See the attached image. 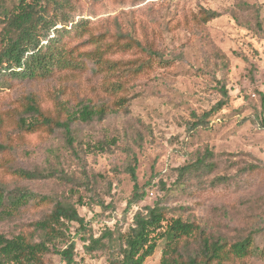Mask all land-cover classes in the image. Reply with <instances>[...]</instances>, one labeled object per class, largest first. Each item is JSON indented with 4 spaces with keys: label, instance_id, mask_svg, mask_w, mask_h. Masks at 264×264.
Instances as JSON below:
<instances>
[{
    "label": "rangeland",
    "instance_id": "1",
    "mask_svg": "<svg viewBox=\"0 0 264 264\" xmlns=\"http://www.w3.org/2000/svg\"><path fill=\"white\" fill-rule=\"evenodd\" d=\"M37 1V16L53 24L39 31L40 46L56 63L34 78L0 70V189L27 198L15 210L5 199L0 236L43 241L35 224L62 202L84 224L65 222L41 264H65L56 253L70 244L73 264H114L134 215L158 205L209 240L251 238L246 257L223 264H264V0ZM20 2L0 0V51ZM29 100L69 122L74 149L61 129L18 128L33 117ZM84 106L103 110L101 119L81 121ZM129 169L144 194L130 205ZM164 226L150 234L156 248L143 264H161ZM198 245L197 233L177 248Z\"/></svg>",
    "mask_w": 264,
    "mask_h": 264
},
{
    "label": "trees",
    "instance_id": "2",
    "mask_svg": "<svg viewBox=\"0 0 264 264\" xmlns=\"http://www.w3.org/2000/svg\"><path fill=\"white\" fill-rule=\"evenodd\" d=\"M25 1L21 0L15 10L16 12L7 17L9 34H13L14 37H8L6 44L0 51V70H12L13 74L22 78H34L47 75L55 66L56 60L54 57L48 54L47 51L45 53L42 52L43 46H40L41 34H39V31L43 29L49 31L53 27V24H49V20L44 16H37L43 9L38 7L37 0H33L32 3H26ZM214 15L211 14L210 18H214ZM43 37L45 36L43 35ZM134 45L139 47L138 43H134ZM221 95L223 98H227L224 89H221ZM225 105L226 99L218 101L204 116L209 117L220 111ZM26 111L32 114L33 117L29 120L21 118L18 121V128L20 130L32 132L38 127L61 129L65 135L66 144L70 149H74V138L69 122H60L44 117L31 100H29L26 106ZM102 115L103 110L94 111L87 106H84L78 112V117L81 121H90L95 116L101 119ZM261 127L264 129L263 120H261ZM202 163L199 162V164ZM193 167L194 165L191 164L182 167L178 171L184 174ZM128 173L134 183L132 198L128 202V205H130L132 201L143 200L144 194L139 193L134 169H129ZM18 174L26 179H32L35 176L24 171H18ZM18 194L15 197L12 195L5 197L3 190L0 189V209L5 206L6 200L10 203V208L14 210L26 203V195L23 193ZM65 222L77 223L81 227L84 224V220L78 215L73 205L57 202L47 219L35 224L36 229L43 232L45 238L43 241L30 244L20 236L12 239L0 236V264H9L11 262L16 264H41L40 256L49 251L47 243L53 239H60L62 237V227ZM163 222H165V226L164 230L160 232V237L165 240L166 245L161 264H223L229 257L241 259L248 255L251 245L250 237L231 244H227L219 239L209 240L203 236L200 228L189 220H182L180 218L166 220L163 208L157 205L152 208H146L144 213L138 212L134 215L133 224L129 228L128 233L124 237L118 238L121 241L120 258L113 263L143 264L156 248V242L154 238L150 237V234L156 229H161ZM197 233L199 235L197 250L194 252L185 250L186 253L184 255L179 253L177 248L179 242L193 237ZM99 243V239L92 240L88 246H85L86 252L90 254L92 249L99 245ZM72 253L73 244H70L68 248L56 254L65 264H73Z\"/></svg>",
    "mask_w": 264,
    "mask_h": 264
}]
</instances>
